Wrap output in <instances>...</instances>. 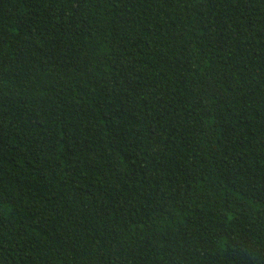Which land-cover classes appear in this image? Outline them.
<instances>
[{
    "label": "trees",
    "instance_id": "obj_1",
    "mask_svg": "<svg viewBox=\"0 0 264 264\" xmlns=\"http://www.w3.org/2000/svg\"><path fill=\"white\" fill-rule=\"evenodd\" d=\"M0 264H264V0H0Z\"/></svg>",
    "mask_w": 264,
    "mask_h": 264
}]
</instances>
